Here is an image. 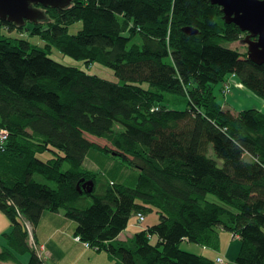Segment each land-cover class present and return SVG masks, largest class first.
I'll use <instances>...</instances> for the list:
<instances>
[{
  "label": "trees",
  "instance_id": "1",
  "mask_svg": "<svg viewBox=\"0 0 264 264\" xmlns=\"http://www.w3.org/2000/svg\"><path fill=\"white\" fill-rule=\"evenodd\" d=\"M44 11V26L0 19V211L10 222L0 258L28 253L27 264H43L25 221L38 244L42 213L62 210L74 240L120 264H218L181 243L216 250L220 229L239 236L235 264H264V113H232L216 99L231 75L264 99V63L222 44L244 32L209 0H71ZM53 50L107 66L118 81L61 63ZM102 162L119 182L73 206L92 195ZM81 179L93 181L91 192L78 189ZM152 209L156 223L118 238L132 215L142 224Z\"/></svg>",
  "mask_w": 264,
  "mask_h": 264
},
{
  "label": "rangeland",
  "instance_id": "2",
  "mask_svg": "<svg viewBox=\"0 0 264 264\" xmlns=\"http://www.w3.org/2000/svg\"><path fill=\"white\" fill-rule=\"evenodd\" d=\"M44 13H45V11H44ZM221 18L224 21L223 13L221 15ZM26 22H29V21H26ZM25 23L23 25H20V26H25ZM30 23H33V22H30ZM44 23H45V20H42V19H39L37 21V24H40L43 26L45 25ZM81 26H82L81 22H75L74 24L69 26L68 32L69 33H76L77 30L81 28ZM12 30L13 31H11V33H10L11 35L22 36L23 33L29 34V32L25 31V29L22 31V29L12 28ZM26 34H24L23 36L26 37ZM246 34H247V32H244V34H242V36H240L239 38L232 40V41L222 42V44L226 47H229V48L236 50L237 52H239L241 54H245L247 56V43L242 41V39H244ZM28 40L32 44L39 45V47L43 45L42 40L39 39L38 37H33V36L28 37ZM134 41L139 42L140 41L139 37H135ZM52 55L54 57H56L57 60L60 61L61 63L76 65V66L82 68L83 70H85L86 72H88L90 74H95V75H97L101 78L107 79V80L118 81V77L112 72V70L110 68H108L107 66H104L98 62L91 63V65L90 64L86 65L82 60L70 58L68 56H64V55H62L59 52L54 51V50L52 51ZM235 80L236 81H234V82H233V80L231 81L232 88H230L229 92H227L225 90V87L223 86V84H221V90L217 92L218 94H216L217 95L216 99L221 104V106L224 109H229L232 113H237L240 110H245V109H249V108L257 109V110H260L264 113V99H262L261 97H259L256 94H254L253 92H251L247 88L241 86V84L239 83V80H237L236 78H235ZM168 95H170V94H167L166 97ZM169 99H171V98H169ZM180 100H181L180 97H177V96L172 98V102L182 108L184 103L179 105ZM0 130H1V128H0ZM85 136L88 140L93 141L96 144L101 145L105 142L102 138H97V137L90 135V134H85ZM108 159H112V158L109 157ZM112 160H114L116 162L119 161L122 164V160H120L118 158H115ZM119 162H118V164H120ZM219 163H220V160H219ZM113 168L114 167L110 163L109 164L105 163V166H104L103 162H102V164L98 168V171H96L95 186H94L95 189L92 192V195H88V194L84 193L81 196H79V198L76 201L72 202V205L77 207V208H86L93 202V196H99V197L104 196V194H105V192L109 186L110 180H114L115 183L119 182L117 177H115V175L112 173L114 171ZM144 217H145V221L142 224H137L136 223V215H132L129 219L127 229H125V231L123 232L124 233L123 237L126 238L127 237L126 234H131L134 230L139 231L147 225L154 224L155 222L158 221L159 215L157 212H155V210L152 209V210H145ZM3 224H6V226H7V225H10V222H9V219L0 211V231L3 228ZM134 224H136V226ZM227 232H230V231L227 230ZM1 236H2V234H1ZM219 244L221 246V249H223L224 245H223L222 237L220 238V241L218 242L217 249L219 248ZM181 247L187 251H190V252H193L194 250H195L194 252H197L199 249H204V253L202 255L207 256V257L210 256V257L214 258L215 254H216L214 252L215 251L214 249L207 248L206 246H200L199 244L194 243V242L183 241L181 243ZM0 248H1V246H0ZM1 249H0V251H1ZM34 249H36V245L34 246ZM93 253H97L100 255V256H98L100 258V261H99L100 264H120L117 260L110 258L105 250L94 251ZM1 260L4 261L3 263H5V264H20L18 261L13 260V259H5V258L1 259L0 258V261ZM226 264H229V263H226Z\"/></svg>",
  "mask_w": 264,
  "mask_h": 264
},
{
  "label": "crops",
  "instance_id": "3",
  "mask_svg": "<svg viewBox=\"0 0 264 264\" xmlns=\"http://www.w3.org/2000/svg\"><path fill=\"white\" fill-rule=\"evenodd\" d=\"M234 81L236 80L233 79V82ZM101 145H107V142ZM134 225L136 226V224ZM127 227L125 229H127ZM75 228L76 223L66 218L62 210L57 213L49 211H44L42 213L39 221L35 224L34 235L38 244H35L36 249H33L41 257L43 264H100V258L98 257L100 255L93 253L98 250L87 248L82 242L74 240ZM8 229L9 225L6 226V224H3L0 233L3 234L8 231ZM125 229L118 235L119 239L126 240L131 237L133 233L138 231L134 230L131 234H126L127 237L124 238L123 232ZM1 234L0 246L2 248L6 245V241L1 237ZM221 237L224 248L221 249L219 244V248L214 251L216 253L215 256L222 255L224 264H234V259L239 248V236L227 232V230L220 229L219 241ZM195 253L203 254L204 249H199ZM15 256L20 264H27L30 258L28 253L21 255L15 253ZM3 262L4 261L1 260L0 264H5Z\"/></svg>",
  "mask_w": 264,
  "mask_h": 264
},
{
  "label": "water",
  "instance_id": "4",
  "mask_svg": "<svg viewBox=\"0 0 264 264\" xmlns=\"http://www.w3.org/2000/svg\"><path fill=\"white\" fill-rule=\"evenodd\" d=\"M218 5L226 23H234L238 28L247 32L244 41L247 43V58L256 64L264 63V0H209ZM71 0H0V19L12 22L17 26L26 21L37 23L45 19L46 7L65 8ZM186 33H197L189 26L183 28ZM80 181H83L81 179ZM81 188L91 192L93 181H83Z\"/></svg>",
  "mask_w": 264,
  "mask_h": 264
},
{
  "label": "built area",
  "instance_id": "5",
  "mask_svg": "<svg viewBox=\"0 0 264 264\" xmlns=\"http://www.w3.org/2000/svg\"><path fill=\"white\" fill-rule=\"evenodd\" d=\"M233 76L234 75H231L230 78L223 83V86L225 87V90L227 92H229L230 91V88H232V83H231L232 79L231 78H233ZM6 136H7V134H6L5 130H0V141L5 140L6 139ZM138 219L141 221L143 219V216L142 215H139L138 216ZM31 245L34 248L35 244L34 243H31ZM216 262L218 264H223L224 263V261H223V259H222L221 256H217L216 257Z\"/></svg>",
  "mask_w": 264,
  "mask_h": 264
},
{
  "label": "bare ground",
  "instance_id": "6",
  "mask_svg": "<svg viewBox=\"0 0 264 264\" xmlns=\"http://www.w3.org/2000/svg\"><path fill=\"white\" fill-rule=\"evenodd\" d=\"M243 32V31H242ZM25 224H27V228H28V233H29V243L31 244V243H33V239H32V233H31V230H32V228H31V223H29V222H27V221H25ZM86 245H89L88 243H86ZM93 249V248H92ZM217 256H221L222 257V259H223V261H224V258H223V256L222 255H216L215 257H214V260L216 261V257Z\"/></svg>",
  "mask_w": 264,
  "mask_h": 264
}]
</instances>
